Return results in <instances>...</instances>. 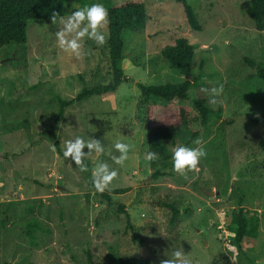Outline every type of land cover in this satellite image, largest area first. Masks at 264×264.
Returning a JSON list of instances; mask_svg holds the SVG:
<instances>
[{
	"label": "rangeland",
	"instance_id": "obj_1",
	"mask_svg": "<svg viewBox=\"0 0 264 264\" xmlns=\"http://www.w3.org/2000/svg\"><path fill=\"white\" fill-rule=\"evenodd\" d=\"M105 1L68 0L63 17ZM143 1L146 27L124 38L122 68L131 80L114 92L75 101L60 120V99L112 81L107 25L100 29L107 42L98 46L85 37L80 57L58 45L60 17L55 24L52 18L29 22L26 44L0 48V263L113 264L131 256L161 264L181 249L184 264H264V151L254 143L255 135L264 133V85L245 61H264V32L248 13L249 0H187L201 30L189 25L176 0ZM183 36L195 47V87L191 99L180 103L195 107L199 91L222 112L206 126L180 124L175 140L166 142L168 157L149 162L147 101L138 83L186 79L162 55L164 46ZM220 85L223 91L213 104L211 90ZM195 130L199 134L190 139ZM77 136L100 140L105 149L89 153L87 172L63 155L64 142ZM116 140L133 146L123 167L112 159L119 155ZM179 144L206 151L198 168L185 175L172 168ZM98 161L118 173L105 191L129 190L104 198L92 184ZM240 199L259 216L258 237L246 239L243 252L231 242L229 229ZM164 203L179 209L176 222ZM33 217L50 231L38 230L31 241L25 225Z\"/></svg>",
	"mask_w": 264,
	"mask_h": 264
},
{
	"label": "trees",
	"instance_id": "obj_2",
	"mask_svg": "<svg viewBox=\"0 0 264 264\" xmlns=\"http://www.w3.org/2000/svg\"><path fill=\"white\" fill-rule=\"evenodd\" d=\"M181 3L189 25L195 30H201L202 26L198 21L192 6L187 0H176ZM104 7L108 11V47L112 69V81L104 86L84 88L75 98L59 100V112L57 120H60L64 109L75 101L84 100L93 95H101L117 90L122 82H129L131 79L124 73L122 61L124 59V38L131 32L144 29L147 22V9L143 0H125L113 3L106 0ZM68 0H0V48L10 44H26L28 41V26L31 21H39L59 18L66 15ZM248 13L250 14L256 29L264 32V0H249ZM163 57L171 66L186 76L183 82L151 84L138 83L142 96L147 101V146L148 150L157 153L158 158H167L169 148L168 140H175L180 124L201 122L206 126L212 116L220 117L222 108L211 107L207 95L198 91L193 99L195 107L180 103L181 100L191 99V90L195 87L194 77L191 75V64L195 55V47L187 37H179L174 44L164 46ZM245 61L253 68H256L257 75L262 79L264 85V61H255L245 58ZM152 99L158 100L150 102ZM50 133L56 138L55 133ZM199 134L198 130L193 131L190 139ZM56 145L58 142L55 141ZM254 143L264 151V133H257ZM2 158L0 154V159ZM129 190L128 187L109 189L100 194L110 201V194H123ZM240 199L239 204L231 211V242L236 248L243 252V243L246 239H256L259 233L258 212L245 207ZM171 212V223L176 222L180 211L173 203H164ZM122 210L125 207L121 206ZM127 228L132 231L134 238L135 228L126 212ZM50 231L38 218H30L25 225V233L34 241L36 232ZM250 264H256L250 260ZM0 264H11L5 261ZM26 264H42L28 262ZM113 264H152L143 257L121 256L115 259Z\"/></svg>",
	"mask_w": 264,
	"mask_h": 264
},
{
	"label": "clouds",
	"instance_id": "obj_3",
	"mask_svg": "<svg viewBox=\"0 0 264 264\" xmlns=\"http://www.w3.org/2000/svg\"><path fill=\"white\" fill-rule=\"evenodd\" d=\"M52 19L55 24L57 22L56 18L53 17ZM108 22V11L100 3H92L91 5L78 8L68 14L67 18H59V23L63 27L56 32L58 45L65 52H70L76 57H80L82 55V41L85 37L98 46H103L107 42L106 34L100 29H103ZM211 91L213 98L210 102L214 104L216 103L215 96H219L223 91V85L213 88ZM197 144H199V141H197ZM132 147L127 142L116 140L113 143V148L119 155L112 157L114 163L123 167ZM85 148L88 149L87 152L84 151ZM104 150L100 140L86 141L82 137L77 136L64 142L63 155L65 158H70V161L81 172H87L89 166L86 160L89 153L102 154ZM205 156L206 151L203 147H189L184 144L176 145L172 151L173 171L180 175H185L187 172L196 170L201 159ZM145 158L147 161L152 162L158 159V155L154 151L146 150ZM117 174V171L110 169L107 163L95 162V167L92 170V184L97 191L104 192L117 177ZM184 256L185 253L181 249H176L172 251L171 256L162 260L161 264H184Z\"/></svg>",
	"mask_w": 264,
	"mask_h": 264
}]
</instances>
